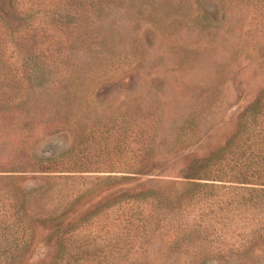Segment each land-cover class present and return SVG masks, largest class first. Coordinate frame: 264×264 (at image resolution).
Returning a JSON list of instances; mask_svg holds the SVG:
<instances>
[{
  "label": "trees",
  "instance_id": "obj_1",
  "mask_svg": "<svg viewBox=\"0 0 264 264\" xmlns=\"http://www.w3.org/2000/svg\"><path fill=\"white\" fill-rule=\"evenodd\" d=\"M158 13L154 0H0V107L28 115L44 111L47 122L89 126L91 132L118 117L137 127L135 148L121 147L112 134L94 138L97 158L103 154L107 161L89 190H110L89 209L71 211L79 193L47 209L46 201L39 202L53 193L54 183L29 191V215L16 214L15 225L22 232L42 228L41 243L52 253L37 264H245L254 243H264V97L243 108L223 145L188 159L180 180L129 187V174L150 167L141 152L151 150L158 123L147 116L136 123L131 108L100 110L107 95L101 89L120 84L122 74L137 66L132 23L153 15L156 24ZM188 124L179 125L173 145L183 146L192 135ZM87 149L74 141L33 163L49 173L46 179H56L55 169L73 164ZM110 233L116 234L113 244ZM32 243L16 239L12 264L21 263Z\"/></svg>",
  "mask_w": 264,
  "mask_h": 264
},
{
  "label": "rangeland",
  "instance_id": "obj_2",
  "mask_svg": "<svg viewBox=\"0 0 264 264\" xmlns=\"http://www.w3.org/2000/svg\"><path fill=\"white\" fill-rule=\"evenodd\" d=\"M154 1L160 17L157 23L150 22L153 15H146L132 23L134 31L129 33L137 39V66L122 74L120 84L109 82L101 89L107 95H102L100 110L131 108L136 123L145 116L158 123L148 144L151 150L141 152L149 157L150 167L129 174L131 190L180 180L188 159L203 157L223 145L234 133L243 108L255 97H264V0ZM39 105H45L44 100ZM46 115L0 107V264H12L19 237L33 240L20 264H37L52 253L51 247L41 243L42 228L22 232L15 225L16 214L29 215L32 187L48 190L54 183L53 193L46 192L39 202L46 201L47 209L64 196L79 193L71 210L76 215L110 190L107 185L98 189L105 188L100 194L89 190L92 178L105 173L103 163L107 161L103 154L97 158L100 148L94 138L112 134L121 147L129 143L135 148L137 127L132 123L128 127L120 117L93 126L91 132L89 126L47 122ZM182 122H189L192 135L183 146L173 145ZM74 141L89 152L55 169L52 176L58 178L46 179L49 173L41 172L35 159L65 151ZM85 157L91 163H85ZM115 235L108 236L111 244ZM254 248L245 264H264V243H254ZM109 261L115 264V259Z\"/></svg>",
  "mask_w": 264,
  "mask_h": 264
}]
</instances>
